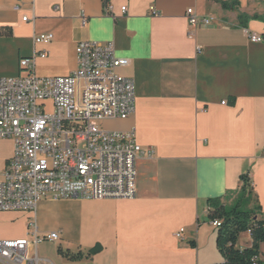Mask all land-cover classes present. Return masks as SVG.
<instances>
[{
    "label": "crops",
    "instance_id": "obj_1",
    "mask_svg": "<svg viewBox=\"0 0 264 264\" xmlns=\"http://www.w3.org/2000/svg\"><path fill=\"white\" fill-rule=\"evenodd\" d=\"M222 1L230 6L215 0H0V77L26 75L20 61L35 50L48 51L37 57L47 62L45 73L69 75L78 66L79 42L112 43L115 54L128 59L118 73L134 80L136 111L107 119L105 127L134 132L139 144L154 150L136 161L134 198L47 197L36 212L0 211V239L59 232V241L38 244L39 264L225 262L209 200L231 204L249 173L264 212V40L250 38L264 37V0ZM190 8L211 23L193 25ZM48 33L54 35L49 44L35 45L36 34ZM13 154V140L0 139V180ZM245 233L242 248L253 242ZM44 243L52 248L42 249ZM59 247L85 256L69 260ZM259 258L264 264V244Z\"/></svg>",
    "mask_w": 264,
    "mask_h": 264
},
{
    "label": "built area",
    "instance_id": "obj_2",
    "mask_svg": "<svg viewBox=\"0 0 264 264\" xmlns=\"http://www.w3.org/2000/svg\"><path fill=\"white\" fill-rule=\"evenodd\" d=\"M188 18L193 25L211 23L193 8L188 9ZM53 38L51 33L36 34L34 42L49 44ZM250 38L264 40L256 33ZM47 55V50H35L20 61L26 75L0 77V139L14 142V154L0 180V211L36 212L47 197L134 198L136 161L153 156L154 150L139 144L134 132L104 125L107 119H127L136 111L134 80L118 73L128 59L118 57L112 43L84 40L76 48L74 72L39 76L37 57ZM184 232L181 228L176 235L181 238ZM60 238L55 231L32 239H0V264H39L38 244ZM252 264H258L257 258Z\"/></svg>",
    "mask_w": 264,
    "mask_h": 264
},
{
    "label": "trees",
    "instance_id": "obj_3",
    "mask_svg": "<svg viewBox=\"0 0 264 264\" xmlns=\"http://www.w3.org/2000/svg\"><path fill=\"white\" fill-rule=\"evenodd\" d=\"M215 1L221 2L224 8L230 6L229 2ZM241 180L240 191L231 204H226L222 198L209 200V218L211 221H220L217 226V245L225 260L223 264H252L254 258H257L258 264H262L259 257L261 245L264 244V212L254 192L250 174H243ZM248 231L252 234V245L242 248L238 244L239 238ZM100 247L96 245L89 254L97 252ZM58 251L69 260H79L85 256L82 252L74 253L62 247Z\"/></svg>",
    "mask_w": 264,
    "mask_h": 264
},
{
    "label": "rangeland",
    "instance_id": "obj_4",
    "mask_svg": "<svg viewBox=\"0 0 264 264\" xmlns=\"http://www.w3.org/2000/svg\"><path fill=\"white\" fill-rule=\"evenodd\" d=\"M47 66L48 65H47L46 61L38 60L37 70L41 76H53V74L45 73V72H47L46 71ZM104 125H105V123H104ZM3 219H4V217H0V224L4 223ZM241 235L242 236L239 238V242H238L239 246H241L242 244L246 243L247 240H249V237L246 233H243ZM51 248H52V245H50L49 243H44V245H42V249H44V250L49 251Z\"/></svg>",
    "mask_w": 264,
    "mask_h": 264
},
{
    "label": "bare ground",
    "instance_id": "obj_5",
    "mask_svg": "<svg viewBox=\"0 0 264 264\" xmlns=\"http://www.w3.org/2000/svg\"><path fill=\"white\" fill-rule=\"evenodd\" d=\"M218 225H219V223L217 222L215 226L217 227Z\"/></svg>",
    "mask_w": 264,
    "mask_h": 264
}]
</instances>
